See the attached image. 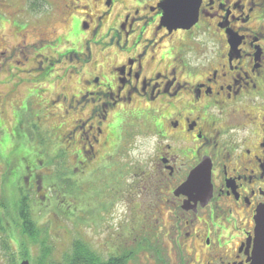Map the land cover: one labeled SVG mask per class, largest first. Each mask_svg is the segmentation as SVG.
<instances>
[{"label": "flooded vegetation", "instance_id": "af4514ba", "mask_svg": "<svg viewBox=\"0 0 264 264\" xmlns=\"http://www.w3.org/2000/svg\"><path fill=\"white\" fill-rule=\"evenodd\" d=\"M163 6L164 0H60L56 17L63 32L48 35L41 15L34 18L32 41L21 38L9 47L1 36L0 69L8 75L18 63L27 69L19 76L27 79L11 83L14 93L36 80L44 88L54 63L70 62L76 92L48 99L73 115L61 155L81 168L107 167L110 180L119 175L98 201L100 211L123 197L124 211L143 212L141 221L154 219L147 212L168 213L155 219L157 241L134 242L151 249L145 258L153 264H264V0H199L197 21L188 28L167 26ZM75 19L85 32L74 30ZM12 23L25 37V26ZM63 40L69 44L61 53L55 47ZM95 47L103 61L87 73L84 63ZM28 95L24 90L19 100ZM3 97L1 116L23 126L15 104L10 111L2 107ZM133 134L154 143L151 170L137 166L132 179L120 165ZM105 172L96 170L97 179ZM38 175L29 170L28 184ZM145 180L155 186L150 206L131 202L135 188L150 192ZM145 226L134 231L142 234ZM129 247L99 257L128 264Z\"/></svg>", "mask_w": 264, "mask_h": 264}, {"label": "rangeland", "instance_id": "374dc122", "mask_svg": "<svg viewBox=\"0 0 264 264\" xmlns=\"http://www.w3.org/2000/svg\"><path fill=\"white\" fill-rule=\"evenodd\" d=\"M59 4L60 0H0V38L5 37L9 47L19 42L21 38L27 42L32 41L34 36L31 28L35 22L34 18L41 15H44L41 24L45 26L43 28L48 35H55L56 33H52L53 30L57 33L63 32L64 24L60 21V17H56ZM12 21L25 26V37H21L23 31L16 30ZM71 24L74 30L85 32V28L80 26V20L75 19ZM69 38L71 37L67 32L65 39ZM97 39H91L90 45ZM68 44L63 40L55 50L62 53ZM28 47H25L26 50L29 49ZM41 50L38 48V51ZM48 53L56 56L55 51L45 52ZM92 54V61L84 63V70L87 73L91 70L94 61V64L98 60L103 61L98 47L93 48ZM9 62L14 64V61L9 60ZM68 64L70 62L65 58L55 62L44 88L39 86V81L36 80L33 85L25 82L18 88L14 87V93L10 91L15 86L11 83L18 81V78L27 79L26 74H23L26 75L24 77L23 75L19 77L20 72L27 69L23 68L22 63H18L9 75L7 70L0 69V80L7 82L0 83V94L5 95L2 107L10 111L9 105L15 104V111L23 123L22 126L15 119L10 121L8 116L2 115V117L0 114V264H20L22 260H28L31 264L32 259L40 252L41 241L50 246L51 254L48 257L55 262L63 261L64 255L71 251L72 243L79 241L85 243L103 260L111 255V249L130 246L132 260L128 264H153L150 258H145V253H150L151 249L139 250L134 242L140 237H147L145 246L151 245L149 242L157 241L155 235L160 224H157L156 220L160 218L161 213L164 215L168 213L147 212L154 219L141 221L143 212L124 211L123 197L116 198L115 203L110 204L113 210L100 211L96 207L98 201L103 198L102 194L108 183L118 180L119 175L110 180L112 170L105 172L107 167L89 169L93 165L90 164L88 168H81L84 167L82 164L76 165L71 157L64 158L61 155V136L71 125L73 115H70L71 112L65 113V104L57 108L48 104L50 102L48 99L49 97L55 99L56 93L76 92L77 74H69L72 69ZM24 90H28L31 95L20 101L19 98ZM153 143L154 139L149 136L133 134L125 145L126 158L121 165L117 161L116 166L120 165L125 172L131 170V178H134V173L138 172L137 166H146L147 171H150L152 166L149 160L153 152ZM35 160L39 163H35ZM34 164L35 167L32 166ZM34 168L35 173L39 172V175L33 182L31 177L30 183H32L28 184L25 174L29 170L32 172ZM96 170L100 175L105 172L103 180L97 179ZM124 178L129 183V178L123 174V181ZM145 181L147 183L144 182L143 185L150 184V192L145 190L135 192V188L134 191L132 190L131 202L141 200L144 206H150L154 202L151 199L155 196V186ZM21 191L29 199L27 203L31 220L40 229V239L35 240L36 242L30 241L21 228L22 221L17 210V200ZM142 223L147 225L142 228L145 232L147 230V233L140 234L134 231L141 230Z\"/></svg>", "mask_w": 264, "mask_h": 264}, {"label": "trees", "instance_id": "16d2710c", "mask_svg": "<svg viewBox=\"0 0 264 264\" xmlns=\"http://www.w3.org/2000/svg\"><path fill=\"white\" fill-rule=\"evenodd\" d=\"M27 201H29L28 197L21 191L17 200V210L22 221L21 228L30 241H37L40 229H38L31 220ZM40 246V252L32 259L33 261L31 264H110L108 261L101 260L99 255L92 252L83 242L76 241L72 243L71 251L64 255L63 261L61 262H55L48 257L51 254L50 246L43 241H41ZM128 257L132 258V254Z\"/></svg>", "mask_w": 264, "mask_h": 264}, {"label": "water", "instance_id": "95a60500", "mask_svg": "<svg viewBox=\"0 0 264 264\" xmlns=\"http://www.w3.org/2000/svg\"><path fill=\"white\" fill-rule=\"evenodd\" d=\"M198 4L199 0H164V23L173 28L192 26L197 21ZM262 233L261 230L259 235ZM20 264H29V261L22 260Z\"/></svg>", "mask_w": 264, "mask_h": 264}]
</instances>
